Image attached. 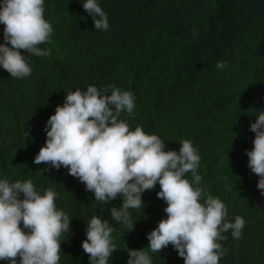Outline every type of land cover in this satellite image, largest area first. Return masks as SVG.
I'll list each match as a JSON object with an SVG mask.
<instances>
[{
    "label": "trees",
    "instance_id": "obj_1",
    "mask_svg": "<svg viewBox=\"0 0 264 264\" xmlns=\"http://www.w3.org/2000/svg\"><path fill=\"white\" fill-rule=\"evenodd\" d=\"M80 2L45 0L53 32L39 46L51 55H30L29 77H11L0 67V178L31 179L38 190L59 193L57 207L72 218L71 231L61 236L59 264H89L81 245L93 215L116 229L118 250L109 264H126V247H147V233L167 215L157 183L142 194L143 211L129 210L136 221L130 231L109 214L122 203L119 196L105 205L66 168L33 163L56 106L68 91L89 84L109 94V85L132 91L136 108L121 119L133 130L140 125L161 136L166 150L179 151L180 140H192L205 196L225 203L227 219L240 215L246 221L239 239L231 230L222 233L226 254L219 264H264V195L246 155L254 147L249 125L264 108V0H99L109 18L107 32L94 29ZM3 29L0 24V42ZM218 60L226 67L218 70ZM186 178L192 180L191 172ZM151 255L153 264H184L172 245Z\"/></svg>",
    "mask_w": 264,
    "mask_h": 264
},
{
    "label": "clouds",
    "instance_id": "obj_2",
    "mask_svg": "<svg viewBox=\"0 0 264 264\" xmlns=\"http://www.w3.org/2000/svg\"><path fill=\"white\" fill-rule=\"evenodd\" d=\"M80 3L92 17L95 30L110 29L99 0ZM45 11V0H0V24L4 25L0 67L11 77L23 79L32 74L30 55H51L50 48L39 46L50 42L53 32ZM226 64L218 60L216 67L220 70ZM109 89L110 94L108 89L89 84L86 90L76 87L68 91L63 105H57L46 122L45 144L33 163L44 162L57 170L66 168L67 174L83 182L94 199L105 205L119 196L122 203L111 207L109 214L130 231L136 221L129 210L143 211L142 194L159 184L156 195L166 202V218L147 233V247H126V264H153L151 254L169 245L184 264H219L226 254L219 242L227 239L222 233L231 230L239 239L245 218L236 215L234 222L227 219L225 203L216 196H205L197 171L201 157L191 139L180 140L179 151L166 150L161 136L146 133L140 125L131 129L121 114L134 113V93L115 85H109ZM249 131L255 136L254 147L246 150L248 167L257 175V189L264 195V108L256 112ZM189 172L191 181L186 178ZM58 196L52 187L38 190L31 179L10 182L0 178V261L59 264L61 236L71 231L72 218L57 207ZM85 223L86 239L81 246L89 254V264H109L118 250L112 235L116 229L101 215H93Z\"/></svg>",
    "mask_w": 264,
    "mask_h": 264
}]
</instances>
